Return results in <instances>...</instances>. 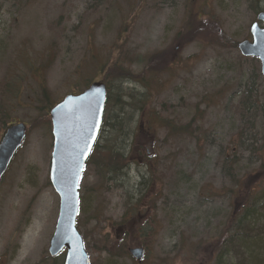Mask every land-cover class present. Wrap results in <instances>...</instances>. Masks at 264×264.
Masks as SVG:
<instances>
[{"label": "rangeland", "instance_id": "374dc122", "mask_svg": "<svg viewBox=\"0 0 264 264\" xmlns=\"http://www.w3.org/2000/svg\"><path fill=\"white\" fill-rule=\"evenodd\" d=\"M261 12L264 0H0V139L1 120L27 125L0 183V264H54L48 107L118 73L147 93V114L123 179L85 168L91 263L215 264L232 250L229 264H255L237 242L250 228L264 244V76L237 44ZM255 201L254 225H238Z\"/></svg>", "mask_w": 264, "mask_h": 264}, {"label": "water", "instance_id": "95a60500", "mask_svg": "<svg viewBox=\"0 0 264 264\" xmlns=\"http://www.w3.org/2000/svg\"><path fill=\"white\" fill-rule=\"evenodd\" d=\"M252 40L239 42L246 57L258 58L264 76V12L250 28ZM107 102L106 84L92 83L80 94H69L50 111L53 152L50 182L60 197V210L49 253L58 256L66 249L63 264H91L77 227L80 182L87 160L98 139ZM27 135L23 123L7 128L0 141V181ZM141 258L143 249L131 251Z\"/></svg>", "mask_w": 264, "mask_h": 264}, {"label": "trees", "instance_id": "16d2710c", "mask_svg": "<svg viewBox=\"0 0 264 264\" xmlns=\"http://www.w3.org/2000/svg\"><path fill=\"white\" fill-rule=\"evenodd\" d=\"M197 32L198 28L196 23L191 35L195 36ZM216 37L218 39L222 38L221 33L217 34ZM234 45L236 46V44ZM118 76L117 79L121 82L116 87H114L112 80L106 82L108 88V100L104 120L99 138L87 163V165L92 164L97 167V176L103 183L107 182L109 179L118 181L120 178L124 177L123 174L125 173L127 166L129 167V152L135 147V144H133L135 133L139 127H141V116L147 114V93L144 91L136 92L135 90H128L124 86L125 81H123L124 76L126 75L118 73ZM90 83L92 82L86 81L84 88L88 87ZM44 96L48 97L46 93H44ZM250 100V97L245 96L244 101L242 102L243 105L245 107L252 106V108L256 106L255 104H252ZM53 106H47L49 112ZM47 115L49 116L48 113ZM1 123L4 129L13 124V122L6 124L5 120H1ZM259 206V202H251L250 207L247 208L241 218L237 220V224L241 226H253L254 223L252 218L254 217L252 216L259 211ZM92 218L96 219V216ZM78 225L80 227L79 220ZM249 231L250 228L245 234L243 233L242 235H239L237 243L239 247L247 250L248 254H250L248 255L250 259L254 258L256 255L255 261L252 260L255 264H264V244L261 242H252V238L248 234ZM227 242L228 240L225 242V245L228 246L230 242ZM235 244L236 242L233 246H235ZM230 247L232 246L230 245L229 248ZM230 253H232V250L227 251L225 254L222 252L221 255L217 256L215 264H229L227 259L228 256H230ZM58 259L60 261H58ZM53 260H55L54 264H63V258L61 256L56 257Z\"/></svg>", "mask_w": 264, "mask_h": 264}, {"label": "bare ground", "instance_id": "6f19581e", "mask_svg": "<svg viewBox=\"0 0 264 264\" xmlns=\"http://www.w3.org/2000/svg\"><path fill=\"white\" fill-rule=\"evenodd\" d=\"M261 207V205L259 206V208Z\"/></svg>", "mask_w": 264, "mask_h": 264}]
</instances>
